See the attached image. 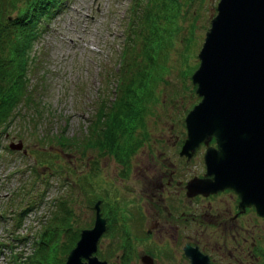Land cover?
<instances>
[{
  "label": "rangeland",
  "instance_id": "rangeland-1",
  "mask_svg": "<svg viewBox=\"0 0 264 264\" xmlns=\"http://www.w3.org/2000/svg\"><path fill=\"white\" fill-rule=\"evenodd\" d=\"M136 1V8L131 11L133 0H54L49 5L53 8L48 18H45L48 22L44 30L41 31L40 28L34 31L35 37L30 41L31 47L27 54L32 58L31 62H35L37 68L34 69L33 64L30 65L28 73L21 71L17 64L20 50L16 42L19 35L18 37L15 33L12 35L11 41H15L13 47H9L10 41H4L5 46L0 49V61L5 72L4 77L0 76L1 85H5L10 80L14 82L27 80L26 86L23 82L21 88L25 89L31 97L32 102L29 104L37 103L39 111L42 112V121L34 129L36 127L39 130L47 129L48 131L63 129L66 135L75 136L76 131L83 133L87 120L98 103V100L94 99L100 95L99 99L107 98L106 103H108L113 96L110 93L114 91L112 88L116 74L124 73L129 63L139 58L140 62L143 61L141 48L145 47L144 36L148 34V30H146L144 20L142 21L141 12L142 8H148V6L146 0ZM176 1V11L174 6V9L161 12L154 18V23L158 24V31L161 30L163 35V38L157 35L161 41L157 44V53L155 52L157 65L161 69V80L155 83L156 98L150 99L149 103L145 104L146 111L143 115L148 129L146 137H140L138 140L135 137L137 143L131 144L130 153L123 160H121L123 152H114L111 148H102L100 152L86 150L83 153L80 152V148H76L79 153L74 154L78 157L75 161L71 155L63 157L66 160L70 158L72 161L68 171L61 170L58 174L48 177L46 186L39 185L36 180L31 187V189L34 188L32 190L34 192L44 188V192L33 208L29 209L26 215H23L24 217L22 216L21 224L16 230L17 235L25 237L29 231L35 233L40 229L39 219L51 207L53 208L52 200L55 196L66 200L70 197L66 203L73 211V217L70 219L72 231L91 226L92 209L89 208L87 199L94 195L102 203V205L100 203V213L105 223L108 221L96 244L95 255L98 258H103L108 264H112L111 262L115 261V255L120 250L121 242L124 241L127 244L129 240L133 255L136 249H152L164 252V257L161 259L162 264H177V259L180 260L179 257L182 256L176 255L175 259L173 255L176 253L171 246L166 251L161 246L163 243L156 244L154 233L150 235L151 243L149 235L145 232L146 222L141 221L139 217L133 220L138 214L137 194L141 191V181L146 178L153 180L156 169L163 167L161 162L168 163L171 159L169 166L175 168L177 178L182 180L187 178L189 180L193 169L199 170L204 167L200 154L202 148L197 150L190 159L188 158V162H184L186 159L179 157L177 151L186 138L182 123L185 113L198 101L190 76L198 65L197 52L200 49L203 32L208 27L209 19L214 13L218 0ZM17 2L18 7L24 5L23 0H16ZM170 11L174 16L172 18L170 15L168 22ZM131 13L136 15L135 22H130ZM14 14L15 11L11 13V15ZM138 18H140L139 21ZM150 30L153 28L151 27ZM120 51L121 56L119 57ZM133 69L134 66L131 67V70ZM97 87L98 91L95 92ZM107 93L110 96H106ZM6 97L10 98L11 95H6ZM24 108L21 101L15 108L16 110L14 109V113H11L12 109L8 111L7 119L14 117L15 113H20L19 116L15 119L12 117L10 123L7 122L9 124H0V210L2 212L12 209L13 206L9 200L10 193L18 184V179L28 173L26 168L32 164L35 165L29 156L23 157L25 151L34 154V147L37 146L31 139V136H35L32 128L26 126L20 117L21 112H26ZM33 109L36 110L34 106L31 107L32 111ZM46 114L50 120L45 118ZM181 133L184 135L182 136ZM117 137L118 141L127 143L124 135L118 133ZM10 140L14 142L20 140L22 147L17 150L9 149L7 143ZM36 157L39 158L38 162L42 157L44 161L53 165L61 163V159L56 156L38 155ZM34 167L39 172L47 171L39 164ZM72 177L81 178L79 181L85 192H76V189L72 193L69 191V186H74V188L76 186L75 184L69 185L72 183ZM65 188V191H60ZM164 191L167 202L173 204L175 209L171 215L161 212L160 217L167 220L169 227L176 224L183 228L185 243L204 239L212 243V248L207 246L202 248L204 252H210L216 256L214 248L216 243L222 242L223 235L219 236L222 227L213 223L208 224V220L215 216L214 220L217 221L223 215L219 210L224 205L217 204V201L211 203L214 208V211H210L211 217L201 213L202 220L208 224L206 227L203 223H198L200 211H187L192 204H186L183 213L189 221L183 224L180 222L181 217H179L177 205L173 202L172 193L169 194L167 188ZM13 200L16 202V199L13 198ZM238 207L235 203L232 204L225 221L226 239L228 240L225 249L232 250L235 246V242L229 237V232H232V229H238V233L234 232L237 239H239L238 236H244L247 240L253 241L252 249L264 251V223L261 226L253 225L254 222L245 217L242 222L238 221L240 226L238 224L228 226V219L241 216H234V209L238 210ZM4 214L7 215V213ZM11 220L13 221L12 218L7 221L0 219V240L2 241L7 242L4 239V233L8 231ZM241 226L246 227V230H251L253 236L244 231ZM212 230L218 239L208 235ZM205 235H207L206 238ZM60 239L61 243L67 242L65 236ZM32 242L28 239L19 245L15 243L13 248L16 247L15 251L19 253H27L33 247ZM221 248L219 246L215 250L222 251ZM54 251L52 255L45 256L43 263L47 261L46 264H63L67 251L64 252L61 248ZM235 253L246 256V253L239 249ZM6 255L7 252L0 255V264H6ZM127 264H136L135 258L133 261L130 259ZM254 264H264V259Z\"/></svg>",
  "mask_w": 264,
  "mask_h": 264
},
{
  "label": "water",
  "instance_id": "water-1",
  "mask_svg": "<svg viewBox=\"0 0 264 264\" xmlns=\"http://www.w3.org/2000/svg\"><path fill=\"white\" fill-rule=\"evenodd\" d=\"M215 9L190 76L200 98L184 116L179 153L187 155L213 137L215 148L207 146L203 154L210 177L193 179L188 188L230 187L239 205L264 216V0H218ZM9 147L19 149L21 143ZM93 208L92 226L80 230L63 264H106L93 254L104 227L98 201ZM184 251L189 264L205 258L189 245Z\"/></svg>",
  "mask_w": 264,
  "mask_h": 264
},
{
  "label": "trees",
  "instance_id": "trees-1",
  "mask_svg": "<svg viewBox=\"0 0 264 264\" xmlns=\"http://www.w3.org/2000/svg\"><path fill=\"white\" fill-rule=\"evenodd\" d=\"M53 1L54 0H23L24 5L18 7V2L16 3V0H0V49L4 48V41H10L9 47H13L15 41H11V37L14 33L17 37L19 35L21 38L18 37V41L16 42L20 50L17 64H19V68L20 66L22 67L24 73L29 72L31 68L30 65L33 64L34 67L37 66L34 61L31 62V58L26 54L30 49V43L23 44L25 41V39L23 40L26 32L25 29H29L30 25L34 27V22L37 21V19L48 14L50 9L49 5ZM175 1L176 0H146L148 8H146L145 18L152 21L160 11H167L174 6L176 11ZM13 11H15V14L11 15ZM173 16L174 14L172 18ZM169 18L170 17H168L167 20H169ZM2 29H4L3 32ZM157 44L158 41L155 40L152 45L149 44L141 48L143 61L140 62L139 58L129 63L127 70L116 76L113 87L114 91L110 93L113 96L108 103H106L107 98L103 97L98 99L100 95L97 97V106L94 108L93 112L91 111L92 114L87 120L84 132L80 134L76 131V136L71 134L66 135L63 129L49 131L47 129L39 130L37 127L34 129V127L42 121V112L39 111V105L37 103L29 104L32 102L31 97L25 89L21 88L23 82L26 86L27 80L23 79L18 82L10 80V82L8 81L5 85H1L2 82H0V124L10 123L13 116L7 119L8 111L12 109L13 111L11 113H14V109L17 108L18 104L22 101V105L25 106L23 110H26V112H21L22 114L20 117L26 126L32 128L35 136H31V139H33L37 145L34 147V151L36 152H34V154L23 151V157L26 155L29 156L31 160L34 161L35 165L32 164L33 167L30 166L26 168L28 173L21 179H18V184L10 193L9 200H11L12 209L8 212L3 211L7 213V215L0 210V219L6 221L9 218L13 219L11 222L13 225L12 232L15 231L16 228H19L22 216H25L28 210L33 208L35 201H38L43 195L44 188L40 189L38 192L32 191L34 188L31 189L33 184L36 183V180L39 182V185L46 186L48 177L58 174L61 170L68 171V167L72 161L70 158L66 160L63 157L71 155L75 161V158L78 157L74 156V154L79 153V150L76 148H80L81 153L86 150L100 152L102 148H111L114 152L122 151L123 156L121 160H123L130 153V149L132 148L131 144L137 143L134 138L136 137L138 140L140 137H146L148 129L143 115L146 111L145 104L150 99L156 98L154 94L155 83L159 81L161 75V69H159L157 65V56L155 54ZM23 53L26 54L27 59L23 56ZM1 64L0 61V76L4 77L5 72ZM132 66H134L135 70H131ZM22 76H24V74ZM110 94L107 93L106 96H110ZM6 95H11V97L7 98ZM33 106L36 108L35 111L34 109L33 111L31 110ZM15 114L16 115L13 114L14 119L16 116L18 117L20 113ZM45 118L50 120L47 114ZM118 133L126 137L127 143L124 144L123 141L117 140ZM38 155L44 157H59L61 163L53 165L44 161L42 157L38 162L37 160L39 158L36 157ZM37 163L45 167L48 172H39L34 167L38 165ZM80 179L78 177H72V183H69V185L71 184V186H73V184H75L76 186L74 188V186L70 187L67 185L71 193L75 189L77 190H75L76 192H85V190L82 189L81 181H79ZM66 188L60 189V191H65ZM13 198L16 199L17 203L14 202ZM69 199L70 197L67 198V200ZM96 199L98 198L94 195H91L87 199L89 208L92 209V203ZM67 200L55 196L52 200L53 208L51 207V209L39 219L40 229L36 231L34 235L31 234V237L25 236L26 239H34L33 250L26 255L27 264H46L47 261L43 263L45 256L52 255V253L55 252L54 250L60 248L66 252L70 246L73 245L77 237V232L74 230L72 231L70 228V219L73 217V211L69 205H67ZM98 200L100 201V199ZM63 236H65L66 243H64V241L61 243L60 237ZM13 238L15 239L16 236H13ZM24 240V238L21 239V241ZM14 258H16V255L11 257V259Z\"/></svg>",
  "mask_w": 264,
  "mask_h": 264
},
{
  "label": "flooded vegetation",
  "instance_id": "flooded-vegetation-1",
  "mask_svg": "<svg viewBox=\"0 0 264 264\" xmlns=\"http://www.w3.org/2000/svg\"><path fill=\"white\" fill-rule=\"evenodd\" d=\"M209 144L213 145V141L209 140ZM206 144H200V146L197 148V150H200L202 148L200 154L202 156L203 149L205 148ZM196 150V151H197ZM179 150L177 151V155L179 157H183L182 155H179ZM193 156V154L191 155ZM185 157L186 161L188 162V158ZM171 162V159L168 160V163L161 162L162 168H157L154 174V183L151 178H146L145 180L141 181L140 185V192H138V214L134 217L133 220L139 219L143 222H146L145 225V232L147 235H149V238L151 234H155L156 244L161 245L166 251L168 247L171 246V249L175 251V255H173L176 259L177 256H182L177 259V264H189V256L185 254L184 248L186 245H189L190 247H194L198 252L203 254L205 258L201 259L199 261V264H254L255 262H259L260 259H264V251L258 249H252L254 247L253 241L247 240L244 236H238L239 239H237V235H234L235 233H238V229H232V232H229V237L235 242V246L231 250H226V243H228L227 238V232L226 230V224L225 221L228 218L229 211H231L232 204H236L239 206L238 210L234 209V216L241 215L240 217H235L234 219H228L227 222H229L228 226H236L238 224V221H243L245 217H248L249 220L253 221V225H259L261 226L262 223H264V217L258 215L255 210L251 206H244L241 207L239 205V201L235 193L227 187L218 188L216 190H211V188H208L209 190H197V189H189V182L193 178L195 180H202L206 181L209 179L210 175L206 174L205 167L200 168L197 170L196 168L193 169L191 177L189 176V180L187 179H179L177 178V174L174 167H170L169 163ZM202 162V159H201ZM203 164V163H202ZM176 176V177H175ZM171 186V187H169ZM209 187V186H208ZM167 188L169 191V194L172 193L173 202L175 205H177V208L179 210V214L181 217L180 222L183 224H187L189 219L184 216L183 210L184 206L186 204H192L191 207H188L187 211L189 210H195L200 211L198 213V223L208 226V224L213 223L214 225H221V233L219 236L223 235L222 242L215 245V248L218 249V247H222V251L218 250V252L214 251L216 256L214 254H211L210 252H204L203 246H207L209 248H212L209 241L201 240L198 242H192L185 243V234L183 231V228L178 227L176 224H172L171 227H169L168 223L166 222V219H162L160 217L161 212L167 213L168 215H171L174 211L175 207L173 204H169L167 202L166 193L164 189ZM205 189V188H204ZM236 198H235V196ZM235 198V200H233ZM217 201L216 203L219 205H224L221 211L223 215H221L217 221L214 220V217H212L207 224L202 220V214L207 216H212L210 211H214V208L212 207L211 203ZM101 203V202H100ZM102 205V203H101ZM145 213H144V212ZM228 215V216H227ZM218 216V215H216ZM109 219V216H108ZM108 224V221L105 223ZM143 224V223H142ZM142 226V225H140ZM238 226H240L238 224ZM104 228V230H105ZM241 228H243L241 226ZM246 228V227H245ZM243 228L244 231L248 232V234L253 236V232L251 230H246ZM215 230V229H214ZM214 230L208 233L210 237H217L214 233ZM104 232V231H103ZM207 235H205V238ZM215 239V240H216ZM198 243V244H197ZM130 247V246H129ZM131 253H125L122 250H119L118 254L115 255V261H112V264H127L129 260L133 261V258H135V262L137 264H162V257H164V252H157L152 249H136L135 255H133L132 250L128 248ZM239 249L240 251H243L246 253V256L239 255L235 253V251ZM146 250V251H143ZM177 255V256H176ZM130 258V259H129ZM185 261V262H184Z\"/></svg>",
  "mask_w": 264,
  "mask_h": 264
}]
</instances>
